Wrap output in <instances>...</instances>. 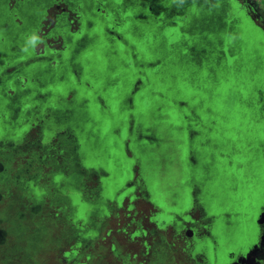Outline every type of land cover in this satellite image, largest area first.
<instances>
[{
	"label": "flooded vegetation",
	"instance_id": "af4514ba",
	"mask_svg": "<svg viewBox=\"0 0 264 264\" xmlns=\"http://www.w3.org/2000/svg\"><path fill=\"white\" fill-rule=\"evenodd\" d=\"M98 1L103 2L94 5L93 0H0V115L3 116L10 111L12 123L14 121L8 130H2L0 127L2 130L0 148L6 150L3 154L5 161H3L4 163L0 162V182L10 181L6 162L12 156L23 153L22 149L33 148L39 153L37 159L31 160L37 164L36 168L30 170V164H27L24 168L19 169L13 179L22 194L33 201L32 209L37 208L44 199H48L54 205L66 207L70 214V210L75 207L71 203V199L61 193V189L65 192L70 189L81 192L84 187L83 178H92L95 181L94 189L91 191L94 201L91 202L89 222L103 217L112 206L118 204L124 197L132 199L135 198V192H139L149 204L159 211L158 218L160 215L171 217L163 225L172 224L177 230L189 228L191 232L190 253L194 258H201V264H234L237 259L244 258L257 246L262 233L259 219L264 214V201L260 206L255 207V204L250 207L256 209L257 212L255 218L256 240L251 245H238L237 249L231 251L225 247L221 250L222 248L217 244L218 235L222 231L218 218L224 216L228 219L227 224L229 225L231 223L229 219H232V216H236L237 213L234 211L224 214L215 212L214 209L226 201H214L215 194L211 190L209 191L210 188L203 187L208 183H215L214 181L217 179L216 193L222 192L225 196L224 181L217 175L214 168H211L212 163L216 160L215 151H218L221 156L225 155L219 151L220 146L224 143L214 137V133H212L215 131L212 127L215 121L210 119V122L204 123L196 108H193L191 117H185L186 125L176 127L170 122L163 121L166 116L160 115L164 106L161 104L151 116L152 125L146 127L144 111L138 109L134 104L136 97L140 101L144 99V103L148 101L144 92L139 93L149 83V77L144 68L148 60L144 59L137 46L129 44L128 39L123 35L131 25L134 33L140 32L142 26L145 25L157 28V22L163 21L166 17L164 12L159 18L160 10H169L168 16L180 13L187 19L183 25L186 26L189 34H199L195 36L198 40L191 39L192 45L188 46L190 54L194 53L196 49L200 51L199 55L193 54L191 62L200 66L201 60L206 58L205 54L211 55L213 52L216 53L214 57L217 62L220 58L226 61L228 56L234 55L230 65L239 63L240 66L244 61L245 63L249 62L253 66L251 71L255 73L258 70H264L262 62L264 59L263 29L250 16L248 4L239 0H169V2H164V5L159 4L157 11L152 8L157 7L158 0L156 3L155 0H134L139 22L132 24L127 16V23H130H126V29L120 32L117 28L122 25L123 20L115 27H110V14L108 13H111L112 10L109 9L107 13L108 4L110 3L114 7L115 2L112 0ZM234 2L245 9L247 18L235 13ZM60 3L65 7L55 15L49 31L44 34L42 21L47 10ZM125 3L133 4V0H124L122 7L126 6ZM101 7L102 10H100ZM91 8L95 11H90ZM144 8L152 14H145ZM80 14L82 15L80 16ZM88 15L93 20H90ZM73 24L76 25V28L71 29ZM95 25L100 26V30H105L108 37L113 36L120 42V49H117L114 40L110 39L111 47L114 48L113 55L119 58L123 49L129 48L134 65H139L141 69V71L137 70V74H135L131 91L126 93L128 112H130L124 118L127 121L122 131L121 128L116 130L119 140L124 141L126 157L123 161L117 160V151L111 150L114 144L107 143L104 133L99 128L101 124L96 119L94 110L89 107V101L81 100L75 89L69 90L67 98L60 96V102L65 107L55 109L50 105V96L59 95L60 89L48 87L45 92H42V90L33 91L27 88L29 81L45 83L49 78L54 79L59 74L65 75L67 71L65 54L73 46L75 49L69 63L73 68L74 75L79 80L83 69L79 54L82 49L97 39V36L93 34L90 36L86 33V30L88 31ZM46 39L59 41L60 46L49 47ZM197 41L202 42L204 47H196L199 44ZM157 46L161 47V44L158 43ZM213 48L215 51L212 50ZM160 53L162 58L156 64H159L161 67L159 72L163 74L164 70L165 72L168 70L164 69L165 64L163 63L167 53L163 51V48ZM250 53L254 54L252 61H250L253 59L252 56H249ZM243 56L244 58H242ZM180 57H185V54ZM89 59H84V62L86 63ZM33 64H37V66L34 67ZM156 64H150V67L153 68ZM123 66L127 70L130 69L125 62H123ZM156 71H152L150 74L155 76ZM118 80L120 79L118 78ZM126 80V73L122 74V82L124 83ZM258 82L261 81H253L254 90H258L256 87ZM44 83L41 86H45L46 83ZM113 85L112 81L110 86ZM118 85L117 89L121 84ZM173 87L171 84L170 90ZM172 91L177 92L174 89ZM32 94L35 95V101L30 97ZM150 94L157 95L162 100H168L158 92L151 91ZM111 98L113 99V97ZM98 100V107L103 109V113L112 116L115 114L112 112L115 108L106 103V98L98 96ZM173 103L178 108L186 106L185 103L177 99H174ZM206 110L209 114L211 113L210 109ZM23 118L36 132L35 140L30 144L24 141V135L27 133H23L24 130L20 129L18 124V119ZM88 124L89 127H87ZM182 133L187 143L180 139ZM124 138L126 140H123ZM96 149L104 153L100 162L92 161L95 156L93 150L96 151ZM181 149L184 152V160L179 158ZM231 154H226V157L228 158ZM112 161L116 163L114 175L107 171V165ZM230 162L229 160L228 164ZM182 164L185 168L188 167L186 171L183 170ZM45 166L49 168L50 173L48 172L44 178V185L40 188V183L37 186L40 177L39 169ZM58 171L62 172L63 176L59 181H52L53 175ZM116 174L123 177L126 174L129 175L130 182L121 189H117V182L114 180ZM112 177L113 179L108 181ZM164 179L169 184H166L165 187L162 184ZM152 184H159L160 188L167 192V198L173 199L171 203L176 207L175 211H164L163 196L155 192V189L153 190ZM34 187H37V191L44 189L47 195L44 197V194H41L36 197ZM192 212L199 215V225L192 218ZM242 215L245 217L246 211ZM83 221L86 224L85 220L76 219L77 223ZM72 228L74 234L77 235V232L80 231L79 228H75L73 224ZM223 231L225 232V229ZM245 234L247 233L244 232ZM207 240L213 246L202 247L201 245ZM222 245L224 246V243Z\"/></svg>",
	"mask_w": 264,
	"mask_h": 264
},
{
	"label": "rangeland",
	"instance_id": "374dc122",
	"mask_svg": "<svg viewBox=\"0 0 264 264\" xmlns=\"http://www.w3.org/2000/svg\"><path fill=\"white\" fill-rule=\"evenodd\" d=\"M239 1L248 4L250 16L264 30V0ZM115 3L116 6L121 8L124 0H117ZM111 6L109 3L107 10L111 9ZM64 7L65 5L60 3L58 6H52L47 10L45 18L42 21V32L44 34L49 31L55 15L59 14ZM233 9L236 14L247 18L245 9L237 2H234ZM125 13L126 16H124V13L120 17L118 13L114 17L113 15L110 16V27L114 24L115 17L116 23H121L123 20L122 25L118 27L120 32L126 26L127 16L132 21V24L139 22L137 19V8H128ZM177 15L173 19V22L179 25L177 29L179 36L178 38L176 37L175 45L182 46L186 44L191 46L192 40L189 35L185 37L186 40L181 39L182 28L185 26H180V24L185 20V17L180 13ZM88 17L90 20H93L89 15ZM74 28H76L75 24L71 26V29ZM100 28V26L95 25L88 31L86 30V33L90 34V36L92 34L97 36V39L93 40L85 49H82L79 54V59H81V65L83 66L82 75L79 80L74 75L73 68L69 63V59L75 49V46H73L65 54L67 66L65 75L59 74L54 79H47L45 81L46 84L42 82L45 86H41V82L29 81L27 88L33 91L36 89L42 90V92H45V89L48 87L56 90L60 89L61 92L59 95L50 96V105L54 106L55 109L64 108L65 105L60 102L59 97L67 98L69 90L71 88L75 89L81 100L87 99L89 101V107L94 110L96 119L101 124L99 128L104 133L107 143L109 145L111 142L114 144L111 150L113 152L117 151V160L120 159L123 161L124 157H126L124 141L119 140L116 130L117 128H121L122 131L127 121L124 118L130 112H128L126 93L131 91L136 77L135 74H137V70L141 71V69L139 65H134L133 60H131L132 57L129 48H124L122 53L119 54V58L113 55L114 48L111 47V37H108L105 30H100ZM132 29L133 27L131 25L125 30L126 33L123 36L128 39L129 44L138 46V43L142 40L140 36L144 33L146 39L143 43H140L144 45L141 46L139 44L140 48H137H139L138 50L143 55V58L148 60L144 68L146 70L149 69L150 73L152 71L150 64H156L162 58L161 54L154 50L157 41V30L149 29L146 25L142 26L140 32L138 31L137 33H134ZM165 32L167 34L170 33L172 36H177L175 28H167ZM262 37L264 39V35ZM113 40L118 47L119 41L115 38ZM46 41L49 47L57 48L60 46L59 41H54L53 39H46ZM249 56L253 57L250 61L254 60L253 53H250ZM84 59L89 60L85 63ZM228 60H230V57ZM123 62L128 66L132 63V66L134 65L133 70L131 68L129 70L124 68ZM238 64L236 63V66ZM33 66L35 67L37 64H33ZM245 66L246 69L241 74H237L235 71L231 72L229 79L232 81V84L230 87L229 84H222L221 92L218 91L220 94L215 99L214 104L221 112L225 110L224 112L227 113L229 111L230 115L235 117L238 126L236 139H238L239 132L246 138L247 133L245 127L253 126L261 129L264 137V120L262 122L253 121L259 109L248 105L245 106L247 103L243 104L246 99L254 97V95L256 97L252 82L254 80H260L264 83V70L253 73L251 71L253 66L249 62H246ZM159 68H157V74L155 76L151 74L147 75L149 77V83L140 91L147 95L148 103L144 104V100L140 101L137 99L138 97L135 98L134 105L144 111L145 126L149 127L152 125L151 116L161 104H164V106L160 115L166 116L165 119H168L166 123L170 122L173 126H185V117H191L193 108H196L197 113L203 121L210 122L209 118L211 117L208 115L209 112L206 109H210L208 106L211 105L213 101L211 98L213 97L209 98L205 91L198 89L186 79L180 84L183 90L180 92L170 90L171 82L161 75ZM125 73L127 80L123 83L122 74ZM207 75L205 73V76ZM204 79L207 81L209 75ZM237 79L241 84H239V87L237 86V93H235L233 86L234 81ZM112 81L114 85L110 86ZM118 84H121V86L117 89ZM154 90H157L158 93L166 97L169 101L162 100L160 97H155L153 94H150ZM98 96L106 98V103L110 107L115 108L112 111L113 113L115 112L113 116L103 113V109L100 106L98 107ZM30 97L35 101L34 94ZM174 99L185 103L186 106L178 108L173 103ZM11 120L12 113L10 111L6 112V118L1 121V129L8 130L14 124V121L12 123ZM18 124L20 125V129L24 130L23 133H27L24 135V141L29 144L34 141L36 137L35 129H31L28 122H25V118L18 119ZM87 127H89V124ZM254 132H256V129ZM182 137H184V142L187 143L183 133ZM123 140H126V138ZM4 151L6 150L0 148V162L5 161L3 160ZM21 151L23 153L12 156L6 162L10 181L0 182V264H201V258H194L190 253L191 232L189 228L177 230L172 224L159 225L160 217L164 216L160 215L158 218L159 211L149 204L139 192H135V198L129 199L128 197H124L118 204L112 206L103 217L97 218L94 222H89L92 205L84 201L82 196L85 199H92L91 191L95 186V181L92 178H83L84 187L81 191L82 196L76 193L78 196L76 197V201H79L81 205V213L84 212V218L82 219L86 221V224H84L85 230H90L89 233L93 235L85 240L79 239L74 234L70 221L64 217L62 211H59V205H54L48 199H44L37 208L32 209L34 205L33 201L23 195L13 182L14 176L19 169L30 164V170H33L37 165L31 160L37 159L39 154L38 150L24 148ZM93 152L95 156L92 161H102L101 158L104 157V153L99 149H96V151L93 150ZM253 156L252 151H246L245 160H242V162L248 161L247 164L241 170L234 172L239 186H242L241 183L243 181H246V185L248 186L246 190H239V197L244 198L245 201L242 200L241 205L238 207L240 212L244 209L247 215L245 217L242 216L243 219H240V217L236 220L229 219L231 222L229 225L227 224L228 219L224 218V216L219 221V226L222 228L220 235H222L223 247L229 251L237 249L238 245H251L256 240L257 226L255 224V218L257 212L256 209H251L248 206H250L251 201L254 202V205L256 204L255 207L260 206L264 201V159L258 158V168L256 167L255 172H252L251 169L248 170V166L249 161L253 160L251 158ZM115 165L116 163L114 161L107 165V171L111 175H114L116 172ZM186 169H188L187 166ZM48 172L50 173L49 168L46 166L39 169L40 186L44 185V178L48 175ZM253 173L256 174L257 178L253 176ZM112 179L113 177L108 181ZM114 180L117 182V189H121L130 182V177L127 174L124 177L116 174ZM229 184L224 186L226 194L227 189L233 187V183ZM152 186L155 192L163 196L162 202L167 212L175 211L176 207L171 203L173 199H168L167 194L165 196L163 195L164 190L160 188L159 184H152ZM224 197L223 195L222 200ZM233 200L231 202H234ZM231 202L229 201L216 207L214 209L215 212L224 214L237 211L234 205L235 203ZM191 216L195 222H198L197 225H199V215L192 212ZM237 220L241 223V229L238 231L232 226ZM81 223L78 222L79 225ZM259 223L262 226V233L257 246L244 258L237 259L234 264H264V214L261 215ZM223 229H225V232ZM244 232L247 234L244 235Z\"/></svg>",
	"mask_w": 264,
	"mask_h": 264
},
{
	"label": "trees",
	"instance_id": "16d2710c",
	"mask_svg": "<svg viewBox=\"0 0 264 264\" xmlns=\"http://www.w3.org/2000/svg\"><path fill=\"white\" fill-rule=\"evenodd\" d=\"M93 1H94V5L99 3L98 0H93ZM112 1L116 2L117 0H112ZM158 1H159V3H156V1H155V3L157 4V7H155V9L152 8L155 11H157L156 9L159 8L158 7L159 4L161 5L164 2H169V0H158ZM101 2H103V1H100V3ZM115 4H114V7L111 6V10H112L111 13L109 12V10H107V13L109 12L108 14H110V16L113 15V17L116 15V13H118L119 17L123 13H124V16H126L125 12L128 8H137L134 0H133V4L132 3H125L126 6L121 7V8L117 7ZM166 5H168V3H166ZM91 11L93 12L95 10L92 9ZM168 11L169 10H165V11L160 10L159 11V18L162 17V13L164 14V12H165L166 17H164L163 21L157 22V26H158L157 28H156V26L155 27H149L150 25L147 26L150 29H156L157 30V35H156L157 41L155 44V51L157 53L161 54L160 52H161V49L163 48V51H165L167 53L165 58H164L163 63L165 64L164 69H168V70H166V72L164 70L163 74H161V75L164 76L166 79H168V81L171 82L170 84H172V86H174L172 88V90L174 89V90H177L179 92L181 90H183V88L181 87L180 84L183 83V81H185V79H186L188 82L192 83L198 89H202L203 91H205L208 94L207 96L209 98L213 97V98H211V99H213L211 105L208 106V107H210V110H211V113L208 115L211 117L209 119H214V121H215L214 125L212 126L215 129V131L212 133H214V135H213L214 137H216L217 139L221 140L224 143V145L220 146L219 151L224 153L225 155L221 156L220 154H218V151H215V153L217 154L215 156L216 160L214 163H212L211 168L213 167L214 170L217 172V175L219 177H221V180L224 181V184H223L224 186H227L228 183H230V184L233 183L232 184L233 187H231V189H227L229 191V195H228V191H227V194L225 193L226 195L223 198V200H222V196L224 194L222 192L216 193L215 186H216V183L218 181L217 179L214 181L215 183H211V184L208 183V185H205L203 187L204 188H206V187L210 188L209 191L211 190L212 193L215 194V198H213L214 201H218V202L226 201V203H227L229 201L231 202V200L234 199L233 200L234 202H231V203H235L234 205H235V208L237 209V211H234V212L237 214H236V216H232V219L236 220L239 217H240V219H243L242 214L244 212V209L242 212H240L238 207L241 205L242 200L245 201V199L239 197V190L240 189L246 190V188H248V186L246 185V181H243L241 183L242 186H239L238 180L234 176V172H236V170H241L244 167V165L247 164L248 161L242 162V160H245L246 151H250V152L252 151V154L254 155L253 157H251L253 160L249 161L248 170L251 169L252 172H255V168L256 167L258 168L259 159H264V156H263L264 137L262 135V130L256 126H253V127H247V128L245 127L246 133H247L246 138L243 135H241L239 132L238 139H236V134L238 133V131H237L238 126H237V121H236L235 117L231 116L229 111H227V113L224 112L225 110L223 112H221L219 110V108L214 106V104H215V99L218 98V96L221 92L222 84L223 83L229 84V87L232 84V81L229 79L231 77V75H230L231 72L235 71L237 74H241L246 69V66H244L245 61L242 62L240 66H239V64L237 66L236 65H230L231 59L234 56L233 55V56H228L226 61H224L223 58H220V60H218V62H217L216 57H214V55H216V53L213 52V53H211V55L205 54L206 58L201 60L200 66H196L193 62H191V58L193 57V54L199 55L200 51L198 49H196V50H194V53L190 54L191 51H189L188 45H186V44H184L182 46L175 45L176 44L175 43L176 37L178 38V36H179L178 31H177V29L179 28V25L174 23L173 19L175 16H178V15L173 14L171 16H168ZM143 12L145 14H148V15L152 14L146 8H144ZM81 15L82 14H80V16ZM115 19H116V17H115ZM115 19H114V24L112 25L114 27L117 25ZM185 21H187V19H185L183 22H185ZM183 22L180 24V26H184ZM129 23L130 22H128L127 24H129ZM126 26L123 30L126 29ZM167 28H175L177 36H172L170 33L167 34L165 32ZM182 29H183L182 34H181L182 40H186L185 37H187V35H189L190 38L193 39V41L198 40L197 37H195V36H198L199 34H196V33L189 34L186 26ZM263 33H264V30H263ZM110 37L112 39L114 38L113 36H110ZM140 37L142 40H141V42L138 43L137 47H139V48H140V45L141 46L144 45V44H140V43H143L146 39L144 33ZM197 42L199 44L196 47H199V46L204 47V44L202 45V42L201 43H200V41H197ZM158 43L161 44V47L157 46ZM117 48L120 49V42L118 43ZM141 49H143V48H141ZM206 49H210V48H206ZM212 50L215 51L214 48ZM184 54H185V57H180V56H184ZM229 57H230V60H228ZM215 62H217V64H215ZM262 62L264 65V59ZM129 66H130L129 68H131V70H133L132 63H130ZM157 68H159V64H156L152 68V71L157 70ZM258 71H260V70H258ZM145 72L147 75L150 74L149 70H145ZM205 73H207L209 75V79H207V81H206V79H204L208 76V75L205 76ZM239 84H241V83H239L238 79L236 81H234L233 87L235 88V93H237L236 88L239 87ZM252 84H253V82H252ZM256 87L258 88V90H254L256 97L254 95V97H250L249 99H246V101L244 103L243 102L242 103L243 104L247 103L245 106L248 105V106L253 107L255 109L256 108L259 109V111H261L262 113L258 111L256 113L257 116H255L253 121L262 122L264 120V83L258 82ZM218 91H220V92H218ZM155 92H157V90H154V93ZM139 93H142V92H139ZM154 96L156 97L157 95H154ZM146 103H148V101H146L144 104H146ZM240 116H242V115H240ZM5 118H6V114H4L3 116L0 115V125H1V120H4ZM242 118H241V120H242ZM163 121H165V123H166L168 121V119H165V120L163 119ZM203 122L205 123L206 121L204 120ZM255 129H256V132H254ZM1 131L2 130H0V133H1ZM205 131H206V129H205ZM212 133L210 134L211 136H212ZM180 139H182V141L184 142V137H181ZM261 142H262V145H260ZM180 145H182V144H180ZM180 145H178V146H180ZM229 153H232V154L228 157L229 158L228 159L226 157V154H229ZM238 157H240V158H238ZM179 158L181 160H184L183 149H181V153H180ZM229 160L231 162L228 164ZM239 160H241L242 163L239 162ZM182 168L184 171H186L184 164H182ZM62 176H63L62 172L58 171L53 175L52 181H59ZM253 176L256 177V174L253 173ZM162 182H163L162 183L163 187H165L166 184L169 185L168 182H166V179H164ZM37 186H39V182H37ZM40 188H41V186H40ZM36 189H37V187H34V190L36 192V197H39L41 194H44V197L47 195L44 189H42L41 191L40 190L37 191ZM209 191H207V192H209ZM61 193H63L64 195L66 194L71 199V203L74 205L75 208L73 210H70V214L66 210V207H60L59 206V211L63 212L64 217L67 220H69L70 223L73 224L75 228H79L80 231L77 232V236L79 237V239H83V238L87 239V238L91 237L93 234L89 233L90 230L89 231L85 230L84 221L80 225L76 222V219L84 218V215H83L84 212L81 213V205H80L79 201H76V197H78L77 194L81 195V192L76 191L74 189H70V190H68V192H65L63 189H61ZM165 194H167L166 191H164L163 195H165ZM230 195H232L233 198ZM82 198L84 199V201L88 200L86 202H89L90 204H91V202L94 201V196L91 200L89 198L85 199L83 196H82ZM246 205L248 206V204H246ZM253 205H254V202L251 201L250 206H248V207H252ZM163 206H164V204H163ZM243 206L245 207V205H243ZM164 211L167 212V209L165 208V206H164ZM170 219H171V217L169 215L168 216L164 215V217H160L159 225H163L164 222H167ZM220 219H221V217L218 218V223H219ZM236 222L237 223L234 222L232 226L234 227V229L236 231H238L241 229V226H240L241 223L238 222V220ZM218 236L219 237L217 239V244L220 246V248H222L221 250H223L224 247L222 245L223 244L222 238H221L222 235H218ZM208 245L213 246L209 242V240H207L201 246L205 247Z\"/></svg>",
	"mask_w": 264,
	"mask_h": 264
}]
</instances>
